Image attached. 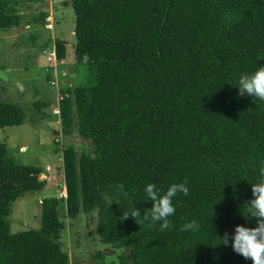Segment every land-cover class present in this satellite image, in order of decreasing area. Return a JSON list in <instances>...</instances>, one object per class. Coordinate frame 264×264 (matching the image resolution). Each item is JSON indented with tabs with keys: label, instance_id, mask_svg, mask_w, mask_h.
Wrapping results in <instances>:
<instances>
[{
	"label": "trees",
	"instance_id": "1",
	"mask_svg": "<svg viewBox=\"0 0 264 264\" xmlns=\"http://www.w3.org/2000/svg\"><path fill=\"white\" fill-rule=\"evenodd\" d=\"M17 1L0 0V30L20 22ZM71 6L74 82L61 71L54 140L64 193L41 198L39 226L11 230L12 203L45 187L39 177L45 169L17 161L0 141V264H70L61 212L67 219L94 217L100 242L118 249L120 264H253L232 242L236 225L257 226V218H246V203L264 166V101L238 95L237 84L241 74L264 66V0H71ZM47 14L28 22L42 27ZM52 48L58 59L67 55L64 40L53 38ZM77 65L85 69L82 81ZM34 104L46 114L47 100ZM24 115L20 104L0 99V127L21 124ZM73 131L91 150L58 146ZM185 180L189 192L173 198L172 226L162 232V221L151 220L146 186L166 192ZM133 208L139 223L124 217ZM191 220L199 228L181 231ZM225 233L227 246L219 239ZM92 256L104 264L105 253Z\"/></svg>",
	"mask_w": 264,
	"mask_h": 264
},
{
	"label": "rangeland",
	"instance_id": "2",
	"mask_svg": "<svg viewBox=\"0 0 264 264\" xmlns=\"http://www.w3.org/2000/svg\"><path fill=\"white\" fill-rule=\"evenodd\" d=\"M54 2L57 3L56 7L50 0H18L15 7L22 14L20 22L12 28L0 30V99L17 102L25 110L21 124L0 127V141L6 143L9 153L17 161L43 166L45 170L39 177L46 179L42 190L26 191L12 203L9 218L13 231L39 226L41 198L48 194L64 193L63 187H59L63 184L62 160L60 150H55L54 142L59 122L55 115H51L52 99L56 93L51 84L52 69L48 67L52 60L48 54L53 38L65 41L67 55L62 64L58 63L56 70L60 74L65 69L66 75L70 77L69 84H73L72 67L76 65L73 47L75 16L71 0ZM43 10H48L51 15V27H41L39 22H28L33 14L37 15ZM29 32L38 33L28 36ZM46 41L49 43L45 44ZM77 66L81 69L79 78L82 81L85 69L83 65ZM38 98L48 101V105L42 107L46 114L39 113L34 104ZM62 140L58 146L70 142L78 152L91 150L90 141L75 131L62 136ZM60 215L67 221L63 229L62 248L70 256V264H95L92 254L97 250L105 253L101 259L104 264H120L115 261L118 249L100 242L94 217L80 213L75 218L67 219L63 212Z\"/></svg>",
	"mask_w": 264,
	"mask_h": 264
},
{
	"label": "clouds",
	"instance_id": "3",
	"mask_svg": "<svg viewBox=\"0 0 264 264\" xmlns=\"http://www.w3.org/2000/svg\"><path fill=\"white\" fill-rule=\"evenodd\" d=\"M46 16L45 18L48 21L44 23V26L49 28L51 27V15L48 14ZM51 51L52 50L49 49V54ZM88 59L89 58L87 54H85L84 60L87 61ZM60 62H62V59H58L56 57V59L52 60L51 63V66H53L52 79L57 77V85L53 87L56 95L55 98L52 99V108L56 104H59V98H57L59 96L57 92L59 73L56 69L58 63ZM237 85L239 86L238 95L243 96L245 93H247L248 95L253 96L254 100L258 98L259 100L264 101V66L258 67L256 71L251 74H241ZM51 113L54 114L52 110ZM259 177L260 179L256 183H252L254 199H251L246 203V205H248V215H245L246 218H257V226L246 227L244 225H236L234 239L232 242L233 250L237 254L242 255L245 259L250 258L253 264H264V166H261L259 169ZM186 185V180L180 183H172L167 188L166 192L157 190L156 185L153 183H149L146 186L145 191L147 197L152 201L153 204V206L150 208L151 220L153 222L162 221L160 224V231H166L172 226L168 217L175 213L173 198L181 192L184 195H187L189 188ZM129 214H131L133 217H136L138 222V217L140 216L141 212L133 208L127 215H124V217H127ZM148 216L149 213H145L144 218L147 220ZM198 228L199 225L197 222L195 220H191L182 226L181 231L197 230ZM219 239L220 243L225 246L228 245V233H225L224 236L219 237Z\"/></svg>",
	"mask_w": 264,
	"mask_h": 264
},
{
	"label": "built area",
	"instance_id": "4",
	"mask_svg": "<svg viewBox=\"0 0 264 264\" xmlns=\"http://www.w3.org/2000/svg\"><path fill=\"white\" fill-rule=\"evenodd\" d=\"M48 58L52 59V60L56 59L55 50L54 49H52V51L50 52ZM51 84H53L54 86L57 85V77L51 80ZM57 98H59V96ZM52 111H53L54 114H58L59 113V108H58L57 104L52 108Z\"/></svg>",
	"mask_w": 264,
	"mask_h": 264
},
{
	"label": "crops",
	"instance_id": "5",
	"mask_svg": "<svg viewBox=\"0 0 264 264\" xmlns=\"http://www.w3.org/2000/svg\"><path fill=\"white\" fill-rule=\"evenodd\" d=\"M52 2H53V1H52ZM52 11H53V8H52ZM25 24H27V25H28V23H25ZM27 25H26V26H27Z\"/></svg>",
	"mask_w": 264,
	"mask_h": 264
}]
</instances>
